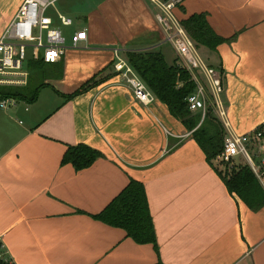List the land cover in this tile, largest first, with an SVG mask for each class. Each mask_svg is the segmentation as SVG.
<instances>
[{
  "label": "crops",
  "instance_id": "crops-1",
  "mask_svg": "<svg viewBox=\"0 0 264 264\" xmlns=\"http://www.w3.org/2000/svg\"><path fill=\"white\" fill-rule=\"evenodd\" d=\"M22 1L0 0V35ZM51 9L55 22L62 13L73 23L61 28L67 48L44 82L62 94L91 77L100 82L72 98L46 86L35 102L0 109L1 250L15 264H264V204L252 210L229 192L222 168L167 105L138 101L114 68L129 51L180 62L157 9L147 0H57ZM173 13L179 21L204 13L230 39L214 51L196 48L223 71L214 114L225 133L262 125L264 0H183ZM83 29L85 40L72 47ZM79 143L102 156L81 170L61 164ZM130 179L144 186L157 250L92 217Z\"/></svg>",
  "mask_w": 264,
  "mask_h": 264
},
{
  "label": "trees",
  "instance_id": "trees-1",
  "mask_svg": "<svg viewBox=\"0 0 264 264\" xmlns=\"http://www.w3.org/2000/svg\"><path fill=\"white\" fill-rule=\"evenodd\" d=\"M181 26L191 38L195 48L203 46L214 51L216 46L224 41L209 25L204 13H195L180 21ZM126 59L136 75L147 88L165 103L172 116L181 121L190 132V137L199 145L208 161H212L221 151L225 136L222 122L214 114V107L207 103L204 115L201 110L191 111L188 108L187 96L196 89V82L191 73L179 63L176 58L168 64L161 52L129 51ZM48 64L42 60H29L27 63L28 79L24 86H0V99L14 98L27 104L37 100L41 88L51 85L44 82L50 72ZM210 67V65H208ZM212 68V67H211ZM222 75L220 67L215 68ZM204 76L198 78L209 90ZM100 81L91 77L85 83L70 93L62 94L51 87L55 93L65 98L81 94ZM220 86L222 80L220 78ZM262 125L257 128L262 129ZM264 136V132H262ZM101 152L85 144L70 145L61 158V164H71L75 170L89 167ZM227 165L219 170L229 192L235 193L250 209L258 210L264 204V188L259 183L251 168L245 163ZM94 219L122 228L128 237L137 243H152L156 249L155 234L149 212L144 186L141 182L130 179L127 185L114 197ZM157 250V249H156ZM157 264H162L159 260Z\"/></svg>",
  "mask_w": 264,
  "mask_h": 264
},
{
  "label": "built area",
  "instance_id": "built-area-1",
  "mask_svg": "<svg viewBox=\"0 0 264 264\" xmlns=\"http://www.w3.org/2000/svg\"><path fill=\"white\" fill-rule=\"evenodd\" d=\"M56 1L23 0L19 5L13 19L0 35V86H24L28 79L27 63L29 60L40 59L46 63H54L65 54L67 45L61 28L72 25L73 19L58 13L55 22L47 12L53 8ZM147 1L157 9L156 20L165 32L166 40L171 43L180 58V65L191 73L196 82V89L186 98L188 108L191 111L201 110L203 116L208 98L206 87L200 82L199 73L197 74L196 71H200L204 76L208 88L210 87L208 80L212 82L211 86L214 87L215 92L217 88L213 84L220 80L219 71L203 63L193 41L175 17L173 11L180 6L183 0ZM85 38L84 29L76 31L70 37V45L76 47L78 42ZM114 68L131 87L138 101L146 104L153 100L154 94L136 75L127 60L117 57ZM209 92L211 100H214L213 106L221 108V102L214 96L215 93L210 90ZM16 103L17 100L11 97L0 99V109ZM262 126V129L256 128L249 133H225L222 149L214 158V162L234 165L239 164L238 161L247 164L264 188V136L262 135L264 123ZM253 155L258 158V161L255 162L252 159ZM0 264H15L1 250V246Z\"/></svg>",
  "mask_w": 264,
  "mask_h": 264
},
{
  "label": "rangeland",
  "instance_id": "rangeland-1",
  "mask_svg": "<svg viewBox=\"0 0 264 264\" xmlns=\"http://www.w3.org/2000/svg\"><path fill=\"white\" fill-rule=\"evenodd\" d=\"M51 9V8H50ZM48 10V14H50L51 16H53V10L51 9V10ZM173 51H174V49H173ZM198 55H199V53H197ZM172 55V54H171ZM199 57H201L200 55H199ZM196 73L198 74H201L200 73V71H196ZM201 76H203L202 74H201ZM204 78V77H203ZM200 80V79H199ZM205 80V79H204ZM200 82H201V80H200ZM219 82H220V80H219ZM219 82H216L215 84H213L216 88H217V91L215 92L214 91V87L213 86H211V84H212V82H210L209 80H208V84H209V90L211 91V92H214L215 93V97L217 96V97H219V95H220V92H221V86H220V84H219ZM202 83V82H201ZM218 83V84H217ZM206 89V96H207V98H208V102L207 103H213V101L214 100H211L212 99V97L211 96H209L210 95V92H209V90L207 89V88H205ZM214 96H213V98H214ZM206 103V104H207ZM213 105V104H212ZM13 105H9L7 108H5V109H9L10 107H12ZM214 107V106H213ZM3 110V109H2ZM252 154V153H251ZM252 159L256 162V161H258V158L257 157H255L254 155L252 156ZM214 160V159H213ZM237 163H240V162H238L237 161ZM218 165H219V167L220 168H223L224 167V165L225 164H221V163H217ZM235 165V164H234ZM227 167L228 168H231L232 166L231 165H227Z\"/></svg>",
  "mask_w": 264,
  "mask_h": 264
}]
</instances>
